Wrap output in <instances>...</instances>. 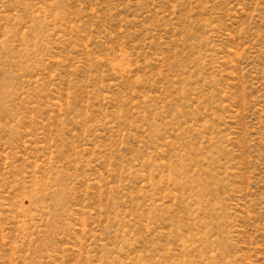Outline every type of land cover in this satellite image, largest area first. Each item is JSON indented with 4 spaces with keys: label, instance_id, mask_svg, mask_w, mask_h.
Here are the masks:
<instances>
[{
    "label": "rangeland",
    "instance_id": "374dc122",
    "mask_svg": "<svg viewBox=\"0 0 264 264\" xmlns=\"http://www.w3.org/2000/svg\"><path fill=\"white\" fill-rule=\"evenodd\" d=\"M0 264H264V0H0Z\"/></svg>",
    "mask_w": 264,
    "mask_h": 264
}]
</instances>
